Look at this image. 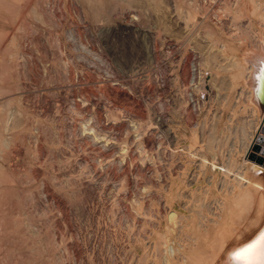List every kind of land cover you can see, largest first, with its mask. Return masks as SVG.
Listing matches in <instances>:
<instances>
[{"label":"bare ground","instance_id":"6f19581e","mask_svg":"<svg viewBox=\"0 0 264 264\" xmlns=\"http://www.w3.org/2000/svg\"><path fill=\"white\" fill-rule=\"evenodd\" d=\"M159 1L0 0V264H264V227L239 249L225 251V241L228 239L234 245L237 239L240 241L242 237L245 238L253 231L251 223L261 220L264 211V0H165L174 14L172 16L175 17L176 25L183 33L195 28H203L211 33L204 52H189L191 60L188 77L192 81L189 86L196 93L207 91L208 98L212 99L213 93L217 92L214 77L217 71H225L228 73L231 93L235 91L238 96L242 88L248 95L246 102L252 118L244 121V139L240 138L238 128H235L234 139L225 150L222 149L224 145H221L225 137L220 140L215 131L214 134L210 131L212 137L207 141L204 132L200 131L202 123L189 120L192 114L202 110L208 100L200 99L199 95L195 97L189 87L182 91L183 97L177 111L172 110L174 106L171 108V112L174 111L180 118L176 122L181 124L182 132L178 135L171 127L162 125L161 118L163 121L166 119V110L171 106L166 107L165 100L159 101L160 107L157 108L160 111L161 126H156L155 130L152 128V131L149 128L157 123L158 117L146 120L134 111L125 109L122 104H109L104 89L95 83V88L88 93L81 90L80 86V89L77 87L78 81L89 82L92 78L90 75L95 72V69L92 68L94 72L91 70L94 66L104 71L97 72L99 83L106 82L109 89L117 93H130L137 104L147 101L144 78L126 75L127 71L124 73L123 52L121 50V54L117 50L119 46L115 40L118 38L124 41L126 32L138 36V40L141 36L145 38L143 50L146 55L157 60V40L162 33L149 16ZM61 5L65 10H60ZM58 9L55 15L54 11ZM30 12L43 25L47 23L63 33L48 34L50 36L46 35V31L38 33L39 30L33 29L26 19ZM235 21L237 25L238 21L241 22L239 27ZM232 24L235 25L234 29ZM229 25L232 27L229 28ZM243 31H246L245 38L242 36ZM44 41L53 45L56 51L63 45H71L75 51V48L78 47V50L80 47L82 52L77 55L86 65L84 69L78 70L74 66V57L68 58L67 72L65 70L62 77H56L53 73L57 72L55 67L43 68L47 76L42 77L41 83L65 81L78 96V99L56 103V113H51V109L46 106L42 117L49 120L50 124L28 114V107H25L23 101L26 98L31 97L32 102L45 104H49L51 99L43 96L40 91H35L32 96L26 91L22 92L27 83L14 82L13 77L21 79L24 75L26 79L34 65L29 66V58L21 61V67L18 66V59L25 54L10 50V46L20 47L25 43L33 47H40V43L44 46ZM177 43V40L163 41L168 55L175 50ZM237 45H243L239 53L233 51L238 48ZM211 52L223 57L216 68ZM185 59L178 64V74L174 75V79L184 73L186 68L182 62ZM225 62L227 64L224 67ZM61 63L63 61L60 60ZM116 76L119 78L116 79ZM166 78H163L164 83L167 82ZM105 100L109 102L106 108ZM212 128L215 130L216 127ZM168 135H172L173 145H163L162 138L167 139ZM25 140L32 144L39 143V146L41 142L58 145L56 156L50 153L44 158L47 164L48 160L56 159L59 166L64 164L65 167L73 160V165L78 167L77 178L63 181L52 172L44 173L46 176L43 177L50 180L52 192L66 203L69 211L80 206L83 215L91 199L100 203L101 211L98 214H89L91 211L89 215L85 214L89 224L95 220L97 225L104 227L103 232L100 231L103 239L97 248L92 242L91 232L84 236L79 230L69 233L71 241H78L85 256L78 255L77 258L72 242V246H68V243L65 245L62 234L56 239L55 221L49 213L54 210L55 217L60 220L64 218L54 198L47 200L46 207L41 204L45 200L44 180L40 179L37 190L32 191L28 183L36 179L35 176L32 174V178L31 175L23 174V177L22 174H16L23 177L18 179L19 183L27 184L28 188L12 186L17 180L14 175L16 163L12 162V158L22 153L16 145ZM155 144L156 152L151 150ZM21 146L20 149L24 148ZM32 151L37 155L42 152L37 148ZM78 151L81 154H77ZM62 153H68L69 156L63 154V157ZM219 154L222 155V163L217 161ZM152 164H155L153 170ZM28 172L30 174L29 169ZM134 172L142 173L154 187L159 186L160 189L145 192L134 190L127 197L125 190L132 182ZM206 173L212 178L208 185L200 181V177ZM111 175L121 178L118 189H113V193L106 189L97 192V184L108 181ZM165 176L166 183L161 184ZM36 195L39 196L38 200ZM27 205H30L29 208ZM39 219H43L42 224L46 230ZM99 252L104 254L102 261L98 258L99 261L94 263ZM93 256H97L96 259Z\"/></svg>","mask_w":264,"mask_h":264},{"label":"rangeland","instance_id":"374dc122","mask_svg":"<svg viewBox=\"0 0 264 264\" xmlns=\"http://www.w3.org/2000/svg\"><path fill=\"white\" fill-rule=\"evenodd\" d=\"M160 1L157 4L158 6H156L151 11V15L149 16L150 21L154 25L156 24L155 26L160 27L159 29H160V31L162 33V35H161L162 38L159 37V39L157 40V47H158L157 48V50H158V59L157 60L150 59L148 57V55H146L147 54L146 51L143 50V48L146 45L145 44L146 42L143 43V41H145V38H143L141 36L139 37V40H138V38H137L138 36L135 37V35L133 36V34H130V33L128 34V32H126L125 33L124 41L121 40V39H118V38H117L118 39L117 40L115 38L116 39L115 40L116 43L114 42L115 44H117L119 46V48L117 50L121 54L123 52V58L125 60V63H124L125 64L124 73H125V71H127L126 72V75H132V77H139V78H142L143 77L144 78V79L143 78L142 79L144 80L143 83H145L144 84V87H145V91H147L145 97H146V100L148 102L145 101L144 103H146V104H144V103L143 104H139V103L137 104V102L134 100V98L132 97V95L130 93H128V92H125V93H117V92L109 89V87L107 86V84H105L106 82L105 83H103V82L99 83L98 82L99 81V78H97L99 75L97 76V72H99V73L101 72L102 73L103 70L97 69L96 67L94 68V66L91 67V70L93 71V69H95L94 70L95 72L93 71L95 75L92 73L93 75H90L92 78L89 80V82H92V84H89V82L78 81L77 82L78 83L77 84L78 85L77 87L79 89L81 87V90L83 89V91L85 90V92L88 93V92H90V90L92 88L93 89L95 88L93 86L94 83H95V85L100 86L101 88L104 89V92L106 93V95L108 96V98L110 100V103L108 101L106 102V100L104 101V102H106L107 106L103 102V104L105 105V108L108 107V103L109 104H111V103H117L119 105L122 104L121 106L124 107L127 110H131L132 112L134 111V113H136L137 115L139 114L140 117H143V119L148 120L151 117H154V118L157 119V117H158V119H157L158 121L156 123L157 125L156 124H153L151 127L149 126L150 127L149 129L150 130L153 131V129L155 130L156 126H158V125L161 126L160 125L161 124L160 121L162 120L161 121L162 122V125H165L166 127L167 126L171 127V130L172 131L175 130V132L178 135L179 132L180 133L182 132L181 131V129H182L181 124L176 122L177 120L179 121L180 118L177 116L176 113L175 114L173 113L174 111L173 112H171V111L172 110H175V109L177 111V107H179V104L181 103V100H182V97H183L182 94L184 92V89L189 87L188 89L190 91H193L194 92L195 97H198V95H199L200 99H204V98L206 99V98H208V92L207 91L201 90L200 92H197L196 93V91H194V88L192 86H189L190 84H192V81L188 77V71H189L190 60H191V54L190 53L191 52H204L203 50H206V48H207V41H208V38H210V34L211 33H210V31H208L206 29L204 30L203 28H201V29L195 28V29H193L191 31L192 33L191 32H188V33L187 32H184L183 33V30H181L176 25V21L174 20L175 17L172 16L174 14L171 13V9L169 8V5L166 3L167 0L166 1L165 0H160ZM243 3H244V1H243ZM60 8H61L60 10H65L63 5H61ZM58 12H59V9L58 10H55L54 11V14L56 15V14H58ZM32 14H33V16H32ZM34 17H35L34 16V13H31L30 12V15H28L26 17V19H27L28 23H30V26L33 27V29H35L37 31L39 30L38 33H41V32L46 31V35L47 36H50L51 34H54L56 32L59 35L63 33L62 30L57 29V28L54 29L53 26H50L47 23H44V25L46 26L45 27L43 25V22L41 20H37L36 17L35 18ZM35 23H37V25H39V26H37ZM234 23H235V25L237 27H239V24L241 22L239 23V21H238V25L236 24L237 23L236 21ZM232 25H229V28H231ZM235 25H233V29L235 28ZM43 27H45V28H43ZM47 32H49V33H47ZM195 33H197V34H195ZM48 34H50V35H48ZM183 34H185V35L183 36ZM206 35H207V37H206ZM242 36L244 38L246 37V31H243L242 32ZM187 37H188V39H187ZM164 40L171 41V42L172 41L174 42V41L177 40V42H178L177 43V46H175V48H174L175 50L172 51L169 55H168V52H166L167 51V48H166L167 46L163 45V41ZM182 40H184V41H182ZM186 40H188L189 43ZM139 42H140V44H138ZM26 44L27 43H25V45L24 44L23 45H20V47L16 46L17 48L15 46L14 47H11L10 46V48H11L10 50H14L15 49L16 51H18L20 53L23 52V54H25L23 57H21L19 59L17 58L18 59V62H20V64H19L16 61L18 63V66L21 65V61L23 62V60L30 58V63H29L30 65L29 66H31L33 64L34 67L36 66L35 68H37V69H35L32 66L33 68L32 67L31 68L33 69L34 72H32V69H31V72H30L29 76H26L28 79L27 78L25 79V77H23L24 75L21 77V79H17V77L14 76L13 77V81L14 82L20 81V82H23V83H27L26 87L22 90V92H24V93L27 92V93H29L32 96L35 91H40V92H42L43 96H45L48 99L49 98L51 99L52 105H51V102L49 104L38 103L36 101L35 102L34 101L32 102L31 97L30 98H26L25 100H23L24 101V104H25V107H28L26 109H27V111L29 113L28 112L27 113L31 117H34V118H37V119H41V122H45V123L50 124V121L49 120H46L45 118H43L44 115H45V112H46V110H44V108L46 106H48L49 109H51V113H56L57 112V109H58V107L56 106L57 104H59L60 102L62 103L63 101L65 102L66 99H68V100H71L73 98L78 99V96H77V93L76 92L74 93V91H72L73 88H71V86H68V84L64 83L65 81L62 82L60 80L61 83L58 81V83H56V84H54V83H48V84L41 83L40 80H42V77L44 78V77L47 76V74L45 73V69H43V68L47 67L49 69L50 67L51 68L52 67H55V68H57V72H53V73L56 75V77H57V75L59 77H62V76L65 75L64 73L67 72V69L66 68H68V65H67L66 61L68 60V58L70 59V58H73L74 57L73 58V60H75L74 61V66L78 67V70L84 69L85 68L84 66H86V65L84 64L83 59L78 58V55H77V54H79L82 51L80 50V47H79L78 50H77L78 47L75 48L76 49V51H75L73 49L74 47H72L71 45L70 46L69 45H63V46H60L59 47V48H61V47L62 48L61 49H58L57 51H59V52H57L56 49L54 50L53 45L50 46V43H46L45 41L43 43L44 46H41L42 43L39 44V46L41 48L40 47H37L38 45H36V46L33 47L31 44H27V45ZM195 46H196V48H195ZM202 46H203V49H202ZM237 47L238 48L235 49V50H233V51H235V52L237 51V53H239L240 49L242 50L243 45L242 46H238L237 45ZM37 48H38V50H37ZM191 49L192 50L194 49L195 51L194 50L192 51ZM121 50H122V52H121ZM54 52H56L57 54L54 53ZM189 54H190V56H189ZM231 54H233V53H231ZM75 56L77 58H75ZM184 57H186V59L182 63L185 64V67L184 68H186L185 69L186 71L183 70L184 73H182V75H180L179 78L174 79V78H176L174 75L175 74H178V69H177L178 68V64H180V62L182 61V59ZM187 57H189V58H187ZM211 57L213 58V60L215 62V65L214 66L216 68L217 64L221 63V59L223 57L220 56L218 53H214V52H211ZM78 59H81V60H78ZM171 59H173V60H171ZM31 60H33L34 62H32ZM60 60L63 61V63L59 64L60 63ZM64 63H66V64H64ZM226 64H227V62H225L223 64L224 67L226 66ZM38 65H39V67H37ZM63 66H64V69H63ZM65 70H66V72H65ZM33 73H35V75ZM40 75H42L41 78H39ZM227 75H228V73L225 72V71H217V75H216V77H214V82H213L214 83V87L217 88V92L215 91L213 93L212 99H211V97L208 98V100L206 101L205 106L202 107V110L199 111V113L196 112V114L195 113H194V115L192 114V117L189 118L190 121L191 120H194V121H197L199 123H202L201 125H203V127H202V129L200 128V131H203L204 132V136H206V140L207 141L211 139V137H212V134L211 133L213 132V134H214V131L216 132L215 135L220 140L223 139L222 137H225L223 140H221V141H223V142H221V145H224L223 146L224 148L222 147V149H224V150L226 149V147H228L229 142H231L234 139V136L235 135L233 133H234V131L237 128H238V133H239L240 138L241 139H244L242 137L244 135V133H243L244 132V129H243L244 121L249 120L250 118H252V115L250 114L249 107H247V102H246V100L248 99V95L244 92V90L242 88L239 89V95L238 96H237V93L235 91H233L231 93V89H230V85H229V78H228ZM116 77H117L116 79L119 78V76H116ZM164 77H167L166 78V81H167L166 83H164V81H163V78ZM190 81H191V83H190ZM242 81H243V79H242ZM96 82H98V83H96ZM199 82L202 84V81H199ZM186 85H187V87H185ZM200 86H202V85H200ZM181 88H182V90H181ZM177 90H179L181 92H177ZM175 91L177 92L176 94H175ZM216 98H217V100H216ZM162 100H165L166 107L169 106V105H171V106H169L167 108L168 111L166 110L167 115H166V119H164V121H163L162 118H161V120H159V116H160V113L159 112L160 111L157 109V108L160 107L159 104H160V102H162ZM236 102H239V103L237 104ZM43 105H45V106H43ZM172 106H174L175 108L172 107ZM38 108H40V111L41 112L38 111ZM148 108L150 110H147ZM171 108H174V109L171 110ZM43 110H44V112H43ZM206 110H207V112H206ZM38 113H41V114H38ZM230 113H231V115H230ZM147 114H149L150 117H148ZM86 117H87V114H86ZM88 117H89V114H88ZM146 117H148V118H146ZM230 117L232 119H230ZM215 120H217V121H215ZM219 120H220V122H219ZM204 121H205V123H204ZM214 121H215V125L212 126L213 123H214ZM163 122H164V124H163ZM230 123H231V125H230ZM206 125H207V127H206ZM210 126L216 127L215 130H212L213 128L210 127ZM209 127H210L211 130L209 129ZM210 131H212V132L210 133ZM172 134L174 136V132ZM123 135H125V134H123ZM219 135H221V136L219 137ZM226 136H227V138H226ZM124 137L125 136H123V138ZM123 138H120V140H122ZM163 139H164L163 145H166V144L173 145L172 144L173 142H171V141H173V140H171L172 139V135H168L167 139H166V137H163L162 140ZM166 140H168V141H166ZM156 144L153 146L154 149H151L152 151H155L156 152V148H157V145ZM21 145L27 151L24 148H21L20 149L19 146H21ZM34 146H35V149L36 148L38 149V151L39 150L42 151V152H40L41 154H39V155H37V153L34 154L35 152L32 151V150H35L34 149ZM56 146H58V145L57 144H51V143H48V142H43V143L41 142L40 143V146H39V143H38V145L36 143H34V142L32 144V142L29 141V140H25L22 144H19L18 143L16 145V148L17 149L19 148L18 150L19 151H22V153H19L20 155H16V156L14 155V157L12 158L13 159L12 162L13 163L15 162L17 164L16 165L14 163L15 166H16L15 167V170H14V175H15V177H16L17 180H16V183L14 182L15 185H14V183H12L13 184L12 186H14L15 188H18V187L20 188L21 185H22L25 188H28L29 187V188H31L32 191H36L37 188H38V186H39L38 184H40V181L39 180L40 179L41 180H44L43 182L44 183L46 182L45 185H43L44 186L43 187V189H44L43 190V193H44V199L45 200H42L43 202H41V204H43V205L45 204V207H46V204L48 203V201H50V200H52L54 198L53 200L57 204H59L58 207H60L59 208V211L61 210L60 213L62 214V219L64 218L63 220H60L59 217H57V216L55 217L56 212L54 210H52L53 211L52 213H49L50 216H51V219L54 218L53 220L55 221L54 222V224H55L54 225V227H55L54 229H56V230H54V232L56 231V235H55V237L57 236L56 239L59 238L60 235L62 234L61 236H64V237H62V238H64V242L63 243L65 245H67V243H68L69 244L68 246H72L73 245L74 248L73 247L72 248H73L74 251L76 250L75 251L76 252L75 253L76 257L78 255L85 256V253L83 254V252L80 250V246H79L78 241L77 240L74 241V242L71 241V239H70L71 237L69 236V233L70 234H73V232L79 230L80 234H82V236H84L88 232L89 233L91 232L92 233V238H93L92 242L94 243V245L97 248V245L99 244V241H101L103 239L102 233L100 231L102 230V232H103L104 227L97 225V223H96L95 220L92 221L93 224L92 223L89 224L87 222V220H86L87 217H85V214H86V216L89 215V214H91V213L92 214H94V213L95 214H98L101 211V210H99L100 209V206H99L100 203L97 202V200L95 202V199H94V201L91 199L90 203L88 202L89 203L88 204L89 207L87 208L86 212L85 211L83 212L84 214L82 215V213H81L82 209H80V206L79 205H78L79 206L78 208H77V206L74 207V208H76L75 210L72 208V210L69 211V209H67L66 203L64 201L59 200L58 197L52 192L53 191V189H52L53 186H52V184H50L51 183L50 180L49 179L47 180V177L43 179V177L46 176L44 173H47V174L48 173H50V174L53 173L54 175L57 176V179L63 180V181H65V179L66 180L73 179V177L74 178L75 177L77 178L78 177V173H79L78 167H75L73 165L74 164L73 160H70L69 161L70 163H68V165L66 164L67 166H65V167H64V164H62V166L60 164V166L62 168L56 162L57 161L56 159L51 160V161L48 160V164L49 165L47 164V162L45 161L44 158H46L47 154H50V153L51 154L53 153L52 155L56 156L57 155V153H56V150H57L56 149ZM31 147L33 149H31ZM78 152H77V154H81V152H79V153ZM63 154L66 155L67 157L69 156L68 153H67L68 155L66 153H62V156L63 157H64ZM35 157H37V158H35ZM217 161L220 162V163H222V161H223L222 155L219 154L217 156ZM263 163H264V155H263ZM42 164H45V165H42ZM149 166H151V165H149ZM154 166H155V164H152V166H151V169L152 170H153ZM22 169H23L24 172L22 171ZM28 169L30 171V174L28 172ZM46 170L48 172H45ZM20 171H21V173H19ZM234 173H236V172H234ZM16 174L17 175H21L22 174L23 177H24L23 174H27V176H30V175L32 176V174H33V176H35L36 179H32V181L30 183H28L29 181H27L26 183H28V185L30 184L28 186L25 183H23V184L19 183L18 179H20L22 176L21 177H18ZM141 174L134 172V174L132 175L133 176V180H132V182L130 184L127 185L126 190H125V194L127 193V197L131 196L133 194V191L134 190H136V191L137 190L138 191H144L145 192V191L150 190V189H153V190L154 189L155 190L156 189H160L159 186L154 187L153 186L154 184L152 185L150 183V181H148V178L145 177V176H143V175H141ZM33 176H32V178H34ZM45 179L47 181H45ZM110 179L108 180L109 182L106 181L107 183L106 182H104V183H102V182L98 183L97 186H96L97 187L96 188V191L97 192H100V190L102 189L101 192H103V190L106 189L107 192H111V191H112V193L115 192V190L118 189V186L120 185L119 183L121 181V178H116L114 175H111L110 176ZM119 179H120V181H119ZM166 179H167V177L165 176V180L161 184L166 183ZM210 180L212 181V178L210 177L209 173H206V174H204V175H202L200 177V181H202L201 184L206 183L208 185V183L210 182ZM104 185H105V187L107 186L108 189L105 188ZM32 187H34V188H32ZM113 189H115V190H113ZM213 191H215V188L212 190V192ZM36 196H37V200H38L39 196L38 195H36ZM262 199H263V202H264V193H263ZM125 200H126V195H125ZM44 201H46V202H44ZM43 205H41V207H43ZM29 206L27 205L28 208H29ZM78 209H80V211ZM76 210H78L81 214L78 211H76ZM89 211H91V212H89ZM49 212H51V210ZM88 212H89V214H88ZM43 219L42 220L39 219L41 221V222L39 221V223L42 226L44 225V224H42V223H44V222H42ZM260 219L261 220H259L258 222L255 221V222L251 223L253 225V231L252 232H249L246 235L245 238L242 237L240 241L237 239L236 240L237 242L235 241L236 243L234 245H233L234 242H229V240L227 239L225 241V251L226 252H232L234 249L235 250L237 248L239 249L248 240H250L253 237L257 236L262 231V229L264 227V211H263V214L260 217ZM63 221H64L65 224L64 223H61ZM43 229L46 230V226H43ZM66 234H67V236H66ZM95 237L98 238L97 239L98 241H96V238ZM58 240H60V239H58ZM70 242H72V245H70L71 244ZM125 244H126V240H125ZM232 246H233V248H232ZM98 255H97L98 257L97 256H95V257L93 256L94 259H96V257H97V260H95L94 263L96 261L97 262L99 261L98 258H101L100 260L102 261V256L104 254L102 255L99 252ZM126 255L127 254H125V256ZM77 258H79V256ZM101 263L104 264L103 262H100L99 264H101Z\"/></svg>","mask_w":264,"mask_h":264}]
</instances>
